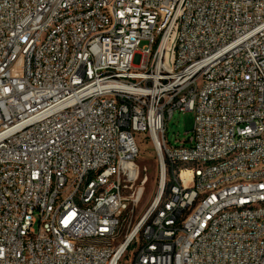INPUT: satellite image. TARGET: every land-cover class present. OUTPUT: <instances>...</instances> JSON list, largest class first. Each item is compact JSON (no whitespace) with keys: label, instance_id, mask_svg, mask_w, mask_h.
Returning a JSON list of instances; mask_svg holds the SVG:
<instances>
[{"label":"built area","instance_id":"2783aa9c","mask_svg":"<svg viewBox=\"0 0 264 264\" xmlns=\"http://www.w3.org/2000/svg\"><path fill=\"white\" fill-rule=\"evenodd\" d=\"M0 264H264V0H0Z\"/></svg>","mask_w":264,"mask_h":264},{"label":"rangeland","instance_id":"374dc122","mask_svg":"<svg viewBox=\"0 0 264 264\" xmlns=\"http://www.w3.org/2000/svg\"><path fill=\"white\" fill-rule=\"evenodd\" d=\"M144 45L145 42H142L140 48L144 47ZM192 127L193 115L191 113L183 115L175 113L167 124L166 136L168 143L172 146H176L180 142L187 141L191 136ZM135 139L139 147V154L135 160L139 175L135 181L134 187L131 190L126 189L125 194H131V191L134 188L141 185L143 192L141 198L135 204L133 211L130 214L132 222H134L145 211V209H147L159 192V165L157 154L151 143L145 138L144 134L137 133ZM143 180L144 183L142 184ZM34 229L37 230V225L34 226ZM126 260L127 259H125L124 262L128 263Z\"/></svg>","mask_w":264,"mask_h":264},{"label":"bare ground","instance_id":"6f19581e","mask_svg":"<svg viewBox=\"0 0 264 264\" xmlns=\"http://www.w3.org/2000/svg\"><path fill=\"white\" fill-rule=\"evenodd\" d=\"M184 176H187V172H185V171L182 172V177H184ZM142 192H143V189H142ZM142 192H141L140 198H141V196H142ZM140 198H139V199H140Z\"/></svg>","mask_w":264,"mask_h":264},{"label":"trees","instance_id":"16d2710c","mask_svg":"<svg viewBox=\"0 0 264 264\" xmlns=\"http://www.w3.org/2000/svg\"><path fill=\"white\" fill-rule=\"evenodd\" d=\"M167 187H168V184L166 185V189H165V191H164V196H165L166 193H167Z\"/></svg>","mask_w":264,"mask_h":264}]
</instances>
